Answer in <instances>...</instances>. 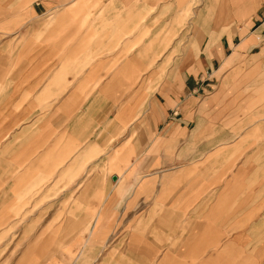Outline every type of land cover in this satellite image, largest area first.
<instances>
[{
	"label": "crops",
	"instance_id": "crops-1",
	"mask_svg": "<svg viewBox=\"0 0 264 264\" xmlns=\"http://www.w3.org/2000/svg\"><path fill=\"white\" fill-rule=\"evenodd\" d=\"M0 264H264V0H0Z\"/></svg>",
	"mask_w": 264,
	"mask_h": 264
}]
</instances>
